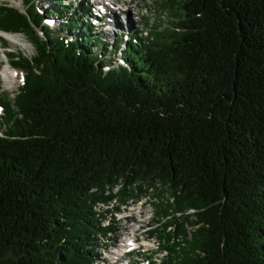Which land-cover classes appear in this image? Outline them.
Listing matches in <instances>:
<instances>
[{
  "label": "trees",
  "instance_id": "1",
  "mask_svg": "<svg viewBox=\"0 0 264 264\" xmlns=\"http://www.w3.org/2000/svg\"><path fill=\"white\" fill-rule=\"evenodd\" d=\"M46 1L0 5L34 50L0 92V264H99L96 206L142 186L190 227L161 264H264V0H163L172 27L109 43Z\"/></svg>",
  "mask_w": 264,
  "mask_h": 264
},
{
  "label": "rangeland",
  "instance_id": "2",
  "mask_svg": "<svg viewBox=\"0 0 264 264\" xmlns=\"http://www.w3.org/2000/svg\"><path fill=\"white\" fill-rule=\"evenodd\" d=\"M70 1L73 3V6L70 9L71 11L74 9V6L79 3V0ZM91 1L92 0H88V4H91ZM162 3L163 0H118L117 2H113L114 5H110L111 8H108V10L98 9L99 12H97L96 8L92 7L93 10H91V12L94 11V14L98 17L96 21L97 24H99V28H97L96 32L99 33L102 42L109 43L116 38L119 34V30L123 29L125 31L128 27L129 29L132 28L137 31H142V34L147 36H149L151 32L172 27V22L175 20L173 15L175 10H168L162 6ZM47 4L50 3L46 0H39L38 3L40 8H45ZM0 5L13 6L20 9L23 8L21 0H0ZM116 8L119 10L117 11V17L113 15ZM100 17H102V19ZM56 20L57 21L54 22L51 20L50 23H54L55 25L53 26V29L58 30L61 21H59L60 19ZM118 24H120V26ZM119 27L120 29H118ZM0 32H2V34L7 33L3 30H0ZM9 34L16 35L19 38V42L14 43L11 38L3 36L0 33V92L3 96L13 97L14 94L17 93V87L21 85L22 73L12 67L8 53L19 52L30 57L33 55L34 50L32 45L23 35ZM74 34H76V32ZM101 46L102 43H98L96 46L94 45V51H100ZM117 55H119V53H117ZM109 56L110 54H107L106 57L108 58ZM12 73H16L17 76L14 77ZM3 115L4 110L1 106L0 122ZM120 186L121 185H117L112 188L111 193L117 194ZM144 189L147 190L146 187L142 186L140 190L137 188L138 191L135 190L133 192L135 195L139 194L137 197H131L130 195L124 199L121 195L120 197L116 196L109 201L101 202V204L96 206V209L99 213L103 214V217H108L106 219L112 218L113 223L116 221L115 219H117L118 222L116 224H118L117 226L119 227L120 225H124L123 220L119 218L125 214L123 210L130 209V207L133 208V201L138 203L140 200H146L147 207L151 209V211H154L155 217L152 222L153 228L150 229L148 233L161 240L163 248L168 252L167 257H169V255H177L176 252H178L179 248L183 247L186 236L190 233V227L181 219V213L174 210V205L169 206V203H172V200L170 199L168 200L169 202L167 201V198H170L167 194L158 195L159 192L157 190L143 192ZM108 192L109 191H107V193ZM147 199H149V201ZM116 214H118V217ZM121 233L122 232H120V234ZM100 239V242H107L105 237H103V240L100 236ZM112 243L113 239L109 241L108 245L111 247ZM105 246L106 245L100 246L99 244L98 252H103L102 248Z\"/></svg>",
  "mask_w": 264,
  "mask_h": 264
},
{
  "label": "bare ground",
  "instance_id": "3",
  "mask_svg": "<svg viewBox=\"0 0 264 264\" xmlns=\"http://www.w3.org/2000/svg\"><path fill=\"white\" fill-rule=\"evenodd\" d=\"M112 1L113 0H103L105 8L104 10L111 8L109 5L113 4ZM117 11L119 10L116 8L113 14L115 17H117ZM0 33L3 36L11 38L14 43L19 42V38L16 35L9 33L2 34V32ZM147 200L149 201V199ZM145 201L140 200V202H138L139 204L133 201V208L130 207V209L127 210L122 209L125 214L119 218L123 220V226H117V219H115L116 221L113 223L112 218L106 219L108 217H104L102 220V225L105 227V229H107L108 233L107 235L101 236L102 239L105 237L107 242H100V246H106L102 248L103 252L101 251L98 253L99 264H161L167 257L168 252L163 248L161 240L148 233L149 230L153 228L152 222L154 221L153 219L155 217L154 211H151V209L147 207V203ZM129 210L138 213H145V217H140L139 215H126ZM117 215L118 214H116V216ZM120 232L122 233L120 234ZM112 239L113 243L110 247L108 243ZM138 255H141L143 259L138 263H135L134 258Z\"/></svg>",
  "mask_w": 264,
  "mask_h": 264
},
{
  "label": "built area",
  "instance_id": "4",
  "mask_svg": "<svg viewBox=\"0 0 264 264\" xmlns=\"http://www.w3.org/2000/svg\"><path fill=\"white\" fill-rule=\"evenodd\" d=\"M126 215H139L140 217H145V213L133 212L131 210H129Z\"/></svg>",
  "mask_w": 264,
  "mask_h": 264
}]
</instances>
